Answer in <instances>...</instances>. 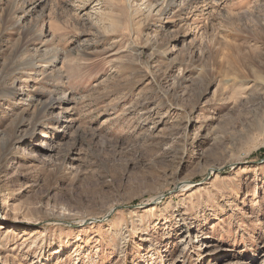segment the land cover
<instances>
[{"label": "rangeland", "instance_id": "rangeland-1", "mask_svg": "<svg viewBox=\"0 0 264 264\" xmlns=\"http://www.w3.org/2000/svg\"><path fill=\"white\" fill-rule=\"evenodd\" d=\"M0 264H264V0H0Z\"/></svg>", "mask_w": 264, "mask_h": 264}, {"label": "bare ground", "instance_id": "bare-ground-1", "mask_svg": "<svg viewBox=\"0 0 264 264\" xmlns=\"http://www.w3.org/2000/svg\"><path fill=\"white\" fill-rule=\"evenodd\" d=\"M188 185L186 184H184V183H181V185H179V186H177L176 188H178V189H183V188H185V187H187ZM158 200V199H157ZM93 220V219H92Z\"/></svg>", "mask_w": 264, "mask_h": 264}]
</instances>
